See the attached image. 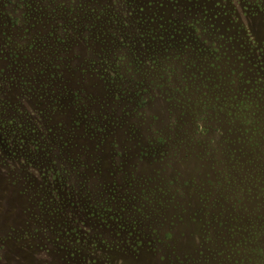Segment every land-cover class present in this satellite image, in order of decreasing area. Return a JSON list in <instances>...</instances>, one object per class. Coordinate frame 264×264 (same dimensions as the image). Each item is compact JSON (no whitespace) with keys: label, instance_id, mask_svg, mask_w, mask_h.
I'll use <instances>...</instances> for the list:
<instances>
[{"label":"rangeland","instance_id":"obj_1","mask_svg":"<svg viewBox=\"0 0 264 264\" xmlns=\"http://www.w3.org/2000/svg\"><path fill=\"white\" fill-rule=\"evenodd\" d=\"M0 264H264V0H0Z\"/></svg>","mask_w":264,"mask_h":264},{"label":"trees","instance_id":"obj_2","mask_svg":"<svg viewBox=\"0 0 264 264\" xmlns=\"http://www.w3.org/2000/svg\"><path fill=\"white\" fill-rule=\"evenodd\" d=\"M243 115H244V117H245V115L248 116V114H243ZM248 117H251V116H248Z\"/></svg>","mask_w":264,"mask_h":264}]
</instances>
